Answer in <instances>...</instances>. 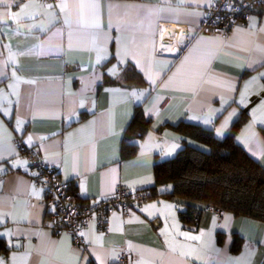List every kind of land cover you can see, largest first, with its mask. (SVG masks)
<instances>
[{"label":"crops","instance_id":"1","mask_svg":"<svg viewBox=\"0 0 264 264\" xmlns=\"http://www.w3.org/2000/svg\"><path fill=\"white\" fill-rule=\"evenodd\" d=\"M214 1L0 0V239L7 247L0 264H264V222L206 209L188 225L182 206L163 198L126 216L109 213L104 228L94 214L77 249L68 232H54L37 170L19 147L35 150L62 182L74 181L81 198L100 202L120 186L136 192L153 184L156 157L170 158L183 144L162 126L185 121L222 139L246 112L238 142L264 167V12L225 36L205 35L201 23ZM172 29L181 39L166 45ZM128 65L144 86L105 82ZM137 105L151 130L136 141L138 154L120 161Z\"/></svg>","mask_w":264,"mask_h":264},{"label":"trees","instance_id":"2","mask_svg":"<svg viewBox=\"0 0 264 264\" xmlns=\"http://www.w3.org/2000/svg\"><path fill=\"white\" fill-rule=\"evenodd\" d=\"M263 12L264 9L254 14ZM105 82L126 88L145 85L142 75L129 65L124 67L119 78L106 77ZM248 120L249 115L246 112L240 114L222 139L215 136L213 129L185 121L176 125L162 126L160 130L171 128L183 138L182 147L170 158L156 157L152 172L153 184L144 190L129 191L131 195L147 194L148 196L137 205H131L129 213L148 200L163 198L182 206L179 218L188 225H195L201 212L206 209L264 222V167L252 159L238 142L240 130ZM151 126L152 119L145 114L143 106H135L132 119L122 136L120 161L131 159L138 154L139 147L136 141L142 139L151 130ZM261 131L264 136V130ZM189 140L202 148L190 145ZM31 166L37 170L34 177L36 181L38 169L32 164ZM51 169L54 177L61 180L58 170ZM65 184L67 192L74 195L82 208L93 203L77 194L74 181ZM167 186L171 189L161 191V188ZM44 207L46 216H49L48 211H51V207L45 205ZM120 213L125 216L129 214ZM55 227H53L54 232L59 233ZM240 248L241 242L235 240L233 251L238 252ZM6 251V244L0 239V252L5 254ZM120 261L127 263L121 260V255Z\"/></svg>","mask_w":264,"mask_h":264},{"label":"built area","instance_id":"3","mask_svg":"<svg viewBox=\"0 0 264 264\" xmlns=\"http://www.w3.org/2000/svg\"><path fill=\"white\" fill-rule=\"evenodd\" d=\"M263 9L264 0H215L205 11L200 32L205 35L225 36L235 26ZM19 147L26 153L29 162L38 169L36 182L45 189L43 205L51 207V211L48 212L53 227L56 226L58 232H68L72 237L73 246L77 249L84 248V231L94 214L97 215L98 227L104 228L108 213L117 210L128 214L131 205H137L148 196L131 195L126 188L120 186L112 197L82 208L74 195L67 192L66 184L54 177L53 170L47 167L35 150H27L20 142ZM121 260L127 261V252L124 250L121 251Z\"/></svg>","mask_w":264,"mask_h":264},{"label":"water","instance_id":"4","mask_svg":"<svg viewBox=\"0 0 264 264\" xmlns=\"http://www.w3.org/2000/svg\"><path fill=\"white\" fill-rule=\"evenodd\" d=\"M181 35H182L181 29L167 30L164 32L163 42L166 45H174L175 43L180 41Z\"/></svg>","mask_w":264,"mask_h":264},{"label":"rangeland","instance_id":"5","mask_svg":"<svg viewBox=\"0 0 264 264\" xmlns=\"http://www.w3.org/2000/svg\"><path fill=\"white\" fill-rule=\"evenodd\" d=\"M163 50H165V48H163ZM166 52H168L167 50H165Z\"/></svg>","mask_w":264,"mask_h":264}]
</instances>
